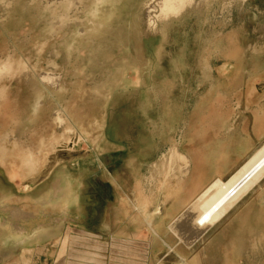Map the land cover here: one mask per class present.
Listing matches in <instances>:
<instances>
[{"label":"rangeland","instance_id":"374dc122","mask_svg":"<svg viewBox=\"0 0 264 264\" xmlns=\"http://www.w3.org/2000/svg\"><path fill=\"white\" fill-rule=\"evenodd\" d=\"M152 1L0 0V264H134L146 247L89 235L78 207L58 232L17 243L14 231L64 215L55 198L145 172L181 119L194 137L235 108L264 109V0H193L150 30ZM91 20L100 29L82 37Z\"/></svg>","mask_w":264,"mask_h":264},{"label":"crops","instance_id":"0c3cea01","mask_svg":"<svg viewBox=\"0 0 264 264\" xmlns=\"http://www.w3.org/2000/svg\"><path fill=\"white\" fill-rule=\"evenodd\" d=\"M235 109L213 126L204 124L194 137L181 119L171 130L178 139L141 161L147 170L130 182L112 177L89 183L84 198L75 195L70 207L84 210V225L96 231L88 234L137 241L147 254H134V264H264V176L192 243L174 225L214 181L229 180L264 141V109Z\"/></svg>","mask_w":264,"mask_h":264},{"label":"bare ground","instance_id":"6f19581e","mask_svg":"<svg viewBox=\"0 0 264 264\" xmlns=\"http://www.w3.org/2000/svg\"><path fill=\"white\" fill-rule=\"evenodd\" d=\"M192 2H193V0H153L150 3V5L148 6V9L146 12L149 29L151 30L153 28L155 20H157L156 18L158 15H162V16L167 17V16H170L173 14H177L186 5H188V4L191 5ZM159 19H160V17H159ZM94 20H96V19H94ZM162 20H163V18H162ZM92 21L93 20H91V22ZM97 22H95V23H97ZM95 23L92 22V25H90L89 27H86L85 29H82V32L80 31L81 32L80 34H83L82 37H85V36L89 37L90 35L92 36L94 33L97 32V30L100 29V25L99 24L96 25ZM155 25H157V24H155ZM154 28H157V27L155 26ZM70 54H72V53H70ZM55 77L54 76H53V78L47 77V79H46L47 83L49 85L51 84V86L53 85L55 87L54 90H56V92H58V90L64 91L65 88L62 87L59 80H57L58 78L57 77L55 78ZM35 96H36V101L32 107L33 108L32 116L29 119L31 121H34L35 118H37V114L39 112L40 106L43 103V97H44L43 87H41V86L37 87V91H36ZM0 173H4V170L1 168H0ZM263 176H264V142L245 161V163H243V165H241V167L238 169V171L233 173V175L231 176V178L229 180L225 181L222 179H218V180L214 181L196 199V201L184 212V214L180 217V219H178L176 221V223L174 224L175 227H178L181 229V231L185 232L186 235H184L183 238L186 241L192 243V241L198 239L205 232L206 228L213 226L218 220H220L225 215V213L249 189H251L255 184H257L263 178ZM55 189H57V187L53 188V190H55ZM54 195L56 197L57 193H54ZM48 200H46V201H48ZM55 200H57L56 202L58 203V206L62 205L61 210L63 211L64 215L60 216L56 221L51 222V223L49 221L48 223L40 222L38 224H35L30 229L28 228L29 226L27 225L28 226L27 227L25 224L24 225H17L16 226L17 229L14 231L15 239L17 240V241L15 240V241L17 243H19V242L21 243V240L22 239L24 240V238L27 240L30 237L36 238V237L40 236L41 234H48V233H52L55 231L58 232V230H60V227L64 224L63 219L67 218L66 214L70 211L71 205L65 206L66 200L61 201V199H59V198L58 199L55 198ZM55 200H54V198L52 199V201H54V202H55ZM52 201H51V203H52ZM42 202H44V201L42 200ZM54 205H55V203H54ZM20 213H21V211H20ZM17 216L18 215H16V217ZM68 220H70V219H68ZM13 241H14V238H13Z\"/></svg>","mask_w":264,"mask_h":264}]
</instances>
